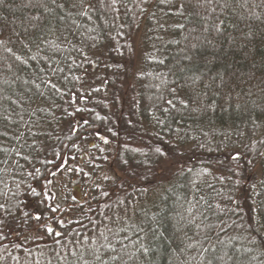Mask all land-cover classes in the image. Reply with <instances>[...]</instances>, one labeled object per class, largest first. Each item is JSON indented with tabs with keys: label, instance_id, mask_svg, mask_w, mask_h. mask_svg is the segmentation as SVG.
<instances>
[{
	"label": "trees",
	"instance_id": "obj_1",
	"mask_svg": "<svg viewBox=\"0 0 264 264\" xmlns=\"http://www.w3.org/2000/svg\"><path fill=\"white\" fill-rule=\"evenodd\" d=\"M0 264H264V0H2Z\"/></svg>",
	"mask_w": 264,
	"mask_h": 264
},
{
	"label": "rangeland",
	"instance_id": "obj_2",
	"mask_svg": "<svg viewBox=\"0 0 264 264\" xmlns=\"http://www.w3.org/2000/svg\"><path fill=\"white\" fill-rule=\"evenodd\" d=\"M64 185L68 188V186L71 185V184H67V183L65 182ZM72 186H74V184H73ZM71 192H72V191H71ZM72 193H73V192H72ZM73 195H74V197L77 198V199H80L81 196H82V194H81V192H80L79 190H77L76 192H74Z\"/></svg>",
	"mask_w": 264,
	"mask_h": 264
},
{
	"label": "snow or ice",
	"instance_id": "obj_3",
	"mask_svg": "<svg viewBox=\"0 0 264 264\" xmlns=\"http://www.w3.org/2000/svg\"><path fill=\"white\" fill-rule=\"evenodd\" d=\"M0 2H2V0H0ZM234 159H238V157H234ZM249 163L251 164L252 161H249ZM145 251H147V249H145Z\"/></svg>",
	"mask_w": 264,
	"mask_h": 264
}]
</instances>
